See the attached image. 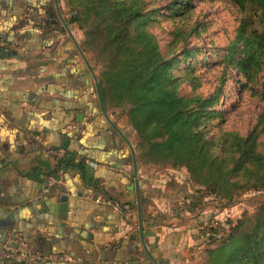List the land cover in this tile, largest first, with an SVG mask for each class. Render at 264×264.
Segmentation results:
<instances>
[{
	"label": "crops",
	"instance_id": "obj_1",
	"mask_svg": "<svg viewBox=\"0 0 264 264\" xmlns=\"http://www.w3.org/2000/svg\"><path fill=\"white\" fill-rule=\"evenodd\" d=\"M84 39L68 0H0V243L20 233L36 254L22 264H195L223 209L138 159Z\"/></svg>",
	"mask_w": 264,
	"mask_h": 264
},
{
	"label": "trees",
	"instance_id": "obj_2",
	"mask_svg": "<svg viewBox=\"0 0 264 264\" xmlns=\"http://www.w3.org/2000/svg\"><path fill=\"white\" fill-rule=\"evenodd\" d=\"M81 1L68 0L70 22L84 32V42L93 41L95 48L103 43L105 49L102 47V51L113 55L110 68L99 75L102 100L116 109L124 107V103L131 105L126 116L137 134V144L143 147L144 143L150 144L152 158L186 165L201 183V195L204 186H209L218 198L232 203L242 187H246V191L264 190V151L256 146L255 133L251 131L247 138L236 135L229 158L226 148L216 156L215 138L209 140L200 128L203 113L214 98H199L197 108L193 109L188 106L191 100H185L174 91L171 60L165 58L149 31L144 30L145 2L90 0L83 5ZM236 1L242 9L253 7L259 26L264 28V0ZM78 10L84 13V19L76 16ZM89 12H93V18ZM248 27V19L244 17L227 58H233L234 46L239 40L244 48H250L245 62L241 60L238 65L244 66L245 78L251 81L264 53V30L254 29L247 33ZM137 41L140 49L135 47ZM137 156L140 160L139 151ZM70 166L73 163L66 159L57 163V168L63 170ZM236 230L222 247L208 252L212 264L229 261L264 264V206L251 219L239 220ZM215 231L208 227L206 237Z\"/></svg>",
	"mask_w": 264,
	"mask_h": 264
},
{
	"label": "rangeland",
	"instance_id": "obj_3",
	"mask_svg": "<svg viewBox=\"0 0 264 264\" xmlns=\"http://www.w3.org/2000/svg\"><path fill=\"white\" fill-rule=\"evenodd\" d=\"M85 1L90 2L82 0L81 4L84 5ZM143 1L144 17L147 15L146 19H142L144 30L149 31L165 58L171 60L174 91L184 96L185 100H191L188 106L193 109L197 108L199 98H214L203 113L200 128L209 140L215 138L216 156H220L222 149L226 148L229 158L235 136L247 138L251 131L255 133L256 146L264 151V53L260 67L251 81L245 78L244 66L238 65L241 60L245 62L250 48H244L239 40L234 46L233 58H227L229 47L237 40L244 17L249 22L247 33L254 29L264 30L258 24L254 8L247 6L242 9L236 0ZM88 14L93 18V12ZM76 16L85 18L79 10ZM83 44L89 62L95 64L99 74L110 68L113 55L102 51L105 49L103 43L97 48L91 40ZM135 47L140 49V42L137 41ZM109 90L113 93L111 87ZM123 106L118 108L120 116H126L131 107L128 103ZM137 143L139 140L136 134V149L147 170L157 173L172 186L190 188L194 193H199L201 183L186 165L152 158L151 145L144 143L143 147ZM204 188L202 194L208 198V203L218 205L223 210L219 215L214 212L208 219L211 220L209 229L214 228L216 231L209 238L206 237V241L204 239V249L190 252L191 261L195 264H212L208 252L222 247L228 236L238 231L236 227L239 220L251 219L264 206V190L246 191V187H242L234 202L229 203L218 198L209 186ZM210 212L212 214V208ZM227 264L236 263L229 261Z\"/></svg>",
	"mask_w": 264,
	"mask_h": 264
},
{
	"label": "built area",
	"instance_id": "obj_4",
	"mask_svg": "<svg viewBox=\"0 0 264 264\" xmlns=\"http://www.w3.org/2000/svg\"><path fill=\"white\" fill-rule=\"evenodd\" d=\"M61 186L65 187L63 178L56 180ZM98 202H105L106 204L115 203L110 199L101 200L97 199ZM117 206V205H116ZM36 256L20 233L11 234L10 238L5 243H0V262L6 264H22L27 261L34 259Z\"/></svg>",
	"mask_w": 264,
	"mask_h": 264
},
{
	"label": "water",
	"instance_id": "obj_5",
	"mask_svg": "<svg viewBox=\"0 0 264 264\" xmlns=\"http://www.w3.org/2000/svg\"><path fill=\"white\" fill-rule=\"evenodd\" d=\"M81 53H82L83 57L85 58L87 64L89 65L88 60H87V58L85 57L84 53H83L82 51H81ZM89 67H90V66H89ZM97 88H98V93H99L100 102H101V104H102V106H103V101H102V96H101V92H100L99 82H98V81H97ZM103 107H104V106H103ZM134 157H136L135 154H134ZM134 163H135V174H136V176H137V163H136V158H135ZM135 184H136V188H138V187H139V185H138V180H136ZM136 201H138V207H139V210H140V212H141V209H140V197H139V195H138V198H137ZM65 208H67V206H66V204H63V205L61 206V211H64ZM140 225H141V231H143V230H142V221H140Z\"/></svg>",
	"mask_w": 264,
	"mask_h": 264
}]
</instances>
